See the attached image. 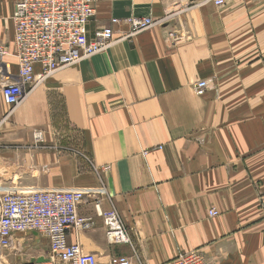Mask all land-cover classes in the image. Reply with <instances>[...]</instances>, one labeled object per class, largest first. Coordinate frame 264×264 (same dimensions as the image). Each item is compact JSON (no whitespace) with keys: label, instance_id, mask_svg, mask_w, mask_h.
<instances>
[{"label":"crops","instance_id":"crops-1","mask_svg":"<svg viewBox=\"0 0 264 264\" xmlns=\"http://www.w3.org/2000/svg\"><path fill=\"white\" fill-rule=\"evenodd\" d=\"M19 1L0 0V188L83 191L79 215L95 226L68 241L99 264H166L196 250L214 264H264V0H99L88 34L119 19L115 43L57 71L7 116ZM132 17L157 24L122 40ZM202 80L211 89L199 97ZM97 205L118 214L130 244L108 242ZM23 236L12 263L23 261L11 255Z\"/></svg>","mask_w":264,"mask_h":264},{"label":"built area","instance_id":"built-area-1","mask_svg":"<svg viewBox=\"0 0 264 264\" xmlns=\"http://www.w3.org/2000/svg\"><path fill=\"white\" fill-rule=\"evenodd\" d=\"M99 0H20L15 5L14 45L19 65V77L7 82L2 88L5 104L11 115L25 98L40 84L57 71L79 64L99 53L107 51L116 41L114 27L119 19H112L111 25L88 34V26L95 16ZM123 1V0H119ZM216 6H223L225 0H214ZM125 23L130 32L120 39H131L157 24L151 18H129ZM7 55L0 47V56ZM41 66V73L35 74V66ZM197 96H204L211 89L210 80L194 84ZM41 140V134L36 135ZM87 199L83 191H29L8 190L0 192V264H99L94 254L86 253L78 243H69L70 230L77 232L93 229L94 218L79 215L78 209ZM264 216V195L260 201ZM106 229L108 242L113 245L130 244V238L115 211L103 213L96 206ZM218 212L209 211L210 217ZM38 233L49 242L47 262L38 263L29 258L20 263L8 260L19 235ZM108 264H144L137 256L116 257ZM166 264H214L200 250L184 253Z\"/></svg>","mask_w":264,"mask_h":264},{"label":"rangeland","instance_id":"rangeland-1","mask_svg":"<svg viewBox=\"0 0 264 264\" xmlns=\"http://www.w3.org/2000/svg\"><path fill=\"white\" fill-rule=\"evenodd\" d=\"M10 190L9 188H0V192H6ZM31 235H27V236H23L21 237L19 240L21 242L22 245V250H18V246H17V251L12 253L11 255H16L15 253H17L16 256H12L13 259H15V262H20L21 260H25L28 259L29 257L33 256V257H37L41 254H48L47 253V249H46V243L41 239V242L39 245L33 246L31 245L32 240H31ZM35 241V240H33ZM11 252H8V254Z\"/></svg>","mask_w":264,"mask_h":264},{"label":"water","instance_id":"water-1","mask_svg":"<svg viewBox=\"0 0 264 264\" xmlns=\"http://www.w3.org/2000/svg\"><path fill=\"white\" fill-rule=\"evenodd\" d=\"M36 236H38V233H35ZM38 263H45L47 262L45 258H40L37 260Z\"/></svg>","mask_w":264,"mask_h":264}]
</instances>
